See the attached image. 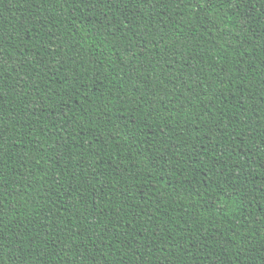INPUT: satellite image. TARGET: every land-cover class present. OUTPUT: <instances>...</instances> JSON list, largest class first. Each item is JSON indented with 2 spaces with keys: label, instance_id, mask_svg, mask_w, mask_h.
Instances as JSON below:
<instances>
[{
  "label": "trees",
  "instance_id": "obj_1",
  "mask_svg": "<svg viewBox=\"0 0 264 264\" xmlns=\"http://www.w3.org/2000/svg\"><path fill=\"white\" fill-rule=\"evenodd\" d=\"M264 264V0H0V264Z\"/></svg>",
  "mask_w": 264,
  "mask_h": 264
},
{
  "label": "snow or ice",
  "instance_id": "obj_2",
  "mask_svg": "<svg viewBox=\"0 0 264 264\" xmlns=\"http://www.w3.org/2000/svg\"><path fill=\"white\" fill-rule=\"evenodd\" d=\"M5 264H9V262L8 261H5Z\"/></svg>",
  "mask_w": 264,
  "mask_h": 264
}]
</instances>
